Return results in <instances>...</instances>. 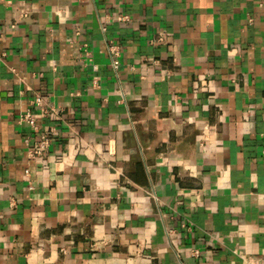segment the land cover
Here are the masks:
<instances>
[{
	"label": "crops",
	"instance_id": "1",
	"mask_svg": "<svg viewBox=\"0 0 264 264\" xmlns=\"http://www.w3.org/2000/svg\"><path fill=\"white\" fill-rule=\"evenodd\" d=\"M263 256L264 0H0V264Z\"/></svg>",
	"mask_w": 264,
	"mask_h": 264
},
{
	"label": "built area",
	"instance_id": "2",
	"mask_svg": "<svg viewBox=\"0 0 264 264\" xmlns=\"http://www.w3.org/2000/svg\"><path fill=\"white\" fill-rule=\"evenodd\" d=\"M27 16V12H23L21 14V17L24 18ZM112 49L111 53H113V56L116 57L119 55V53L116 50H113V47H110ZM112 66L113 68H116V61L112 59ZM41 102V98L36 100V103L39 105ZM52 111L50 108H44L43 112L44 114L48 115L49 112ZM20 122L27 123L29 126H31L33 129L37 130L38 126H36V122L31 117L30 110H27L23 116L20 119ZM53 133V130H50L48 132H42L37 138L29 140L25 139L24 143L28 146V155L29 158L35 162L42 160L44 156L48 153L50 146H51V135ZM25 173H28V170L25 171ZM197 254V252H195ZM252 264H264V256L260 257L257 260H254Z\"/></svg>",
	"mask_w": 264,
	"mask_h": 264
}]
</instances>
